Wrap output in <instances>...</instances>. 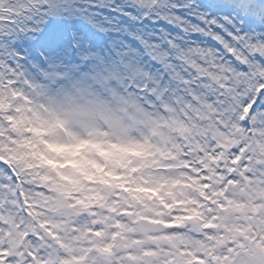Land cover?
Returning a JSON list of instances; mask_svg holds the SVG:
<instances>
[{
	"label": "snow or ice",
	"instance_id": "6c2138e0",
	"mask_svg": "<svg viewBox=\"0 0 264 264\" xmlns=\"http://www.w3.org/2000/svg\"><path fill=\"white\" fill-rule=\"evenodd\" d=\"M260 192L264 0H0V264H264Z\"/></svg>",
	"mask_w": 264,
	"mask_h": 264
},
{
	"label": "rangeland",
	"instance_id": "374dc122",
	"mask_svg": "<svg viewBox=\"0 0 264 264\" xmlns=\"http://www.w3.org/2000/svg\"><path fill=\"white\" fill-rule=\"evenodd\" d=\"M139 158L138 162L141 164L142 167L150 168L152 167L151 157L147 155L145 151H141L136 154ZM191 190L193 192H200V186L199 183L196 181H193L190 184H183L180 182H172L170 181L162 191V196L165 199H168L173 202V207H185L188 210L187 216L182 217V221H188L190 222L191 230L193 232H199L201 231V225L203 223L202 221V214L196 210V208L192 207V204L194 203V198H190L186 195V193ZM241 193L237 194V198ZM179 198L182 203L181 205H176L175 200ZM251 211H254V209L250 208L248 204L244 203H236L233 202L232 206L228 208L225 213L222 215V219L220 222V226H225L235 229L237 227L236 222V216L239 214V218L241 220L245 219L247 217V214ZM238 233L236 231H233L232 236L233 238ZM227 238V237H225ZM162 245H170L174 249L178 248L180 245H186L191 247L194 251L200 250V242L195 240L191 236L186 235H175L172 237L167 238H161L159 241ZM181 264H194L193 260L191 258L184 259Z\"/></svg>",
	"mask_w": 264,
	"mask_h": 264
},
{
	"label": "bare ground",
	"instance_id": "6f19581e",
	"mask_svg": "<svg viewBox=\"0 0 264 264\" xmlns=\"http://www.w3.org/2000/svg\"><path fill=\"white\" fill-rule=\"evenodd\" d=\"M259 195H261V196H264V192H260V193H258Z\"/></svg>",
	"mask_w": 264,
	"mask_h": 264
}]
</instances>
